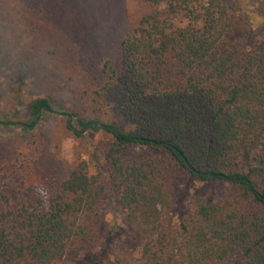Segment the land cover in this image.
<instances>
[{
    "label": "trees",
    "instance_id": "16d2710c",
    "mask_svg": "<svg viewBox=\"0 0 264 264\" xmlns=\"http://www.w3.org/2000/svg\"><path fill=\"white\" fill-rule=\"evenodd\" d=\"M145 1L91 94L132 132L68 117L111 137L109 166L44 195L0 162V264H264V0Z\"/></svg>",
    "mask_w": 264,
    "mask_h": 264
},
{
    "label": "rangeland",
    "instance_id": "374dc122",
    "mask_svg": "<svg viewBox=\"0 0 264 264\" xmlns=\"http://www.w3.org/2000/svg\"><path fill=\"white\" fill-rule=\"evenodd\" d=\"M149 10L145 0H0V162L17 161V180L44 195L45 182L68 176L79 160L90 173L109 166L103 153L111 137H77L67 119L132 132L121 116L95 110L91 94L101 61L116 59L121 38ZM39 98H48L49 108L36 119L30 110Z\"/></svg>",
    "mask_w": 264,
    "mask_h": 264
}]
</instances>
